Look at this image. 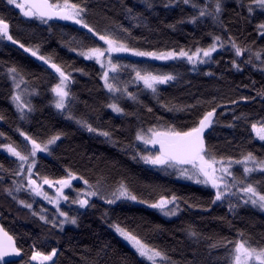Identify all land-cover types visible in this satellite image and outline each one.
Masks as SVG:
<instances>
[{
    "label": "trees",
    "instance_id": "16d2710c",
    "mask_svg": "<svg viewBox=\"0 0 264 264\" xmlns=\"http://www.w3.org/2000/svg\"><path fill=\"white\" fill-rule=\"evenodd\" d=\"M88 2L89 23L98 29H103L110 23L122 24L131 30L132 45L142 49L160 51L178 49L181 46L194 48L197 42L203 47L211 43L208 35L210 32L222 35L225 39L231 34L242 45L254 41L256 47L264 46V39L255 31V25L264 20V15L257 10L251 22L242 19V16H247V12L237 5L236 0H225L221 19L226 29L213 25L210 19L195 25L187 22L177 24L181 17L194 14L191 5L165 9L157 3L154 10H147L142 0ZM244 2L247 3V0ZM126 7L132 8L134 13H143L146 21L138 27L134 26L137 21L127 18ZM0 17L7 19L12 35L26 45L40 44L41 54L51 55L54 62L62 66L84 69L83 73H72L73 82L70 87L76 97L72 104L73 112L77 116L87 118L95 127L112 131L115 141L89 133L74 120L68 119L66 113L58 111L51 103L54 95L51 87L58 82L57 75L31 55L8 42L0 43V72L5 64H15L25 72L30 87L36 89V94L31 97L35 110L29 114L26 121L20 120L14 105L8 99L11 83L6 76H0V114L5 117L0 120V132L6 134L5 137H0V143L14 142L24 148L18 128L38 140L62 133L61 138L52 146L51 155L38 154L37 171L42 175L58 178L65 174V168H71L90 181H95L99 175L105 176L109 184L123 179L141 200H153L161 193H175L186 201L181 204V211L176 216L167 217L139 201H118L109 206L94 197L91 203L95 207L83 210L65 208L71 215L77 216V224L61 230L40 221L30 210L18 203L19 199L32 202L27 191L22 190L16 194V200L8 196L3 188L10 185L11 178L0 172V176H4L3 182L0 183L1 222L4 228L16 237L18 246L24 253L23 258L14 264L28 262L34 242L39 250L45 252L56 247V264H146V261L112 230L110 225L113 222L120 223L147 242L164 249L179 264H227L219 259L224 255V250L210 251L208 244L212 242L211 239L196 242L190 238L185 231L188 225H193L198 232L212 238L222 236L232 240L238 238V231H242L244 238L254 245L264 244L263 211L251 205H241L234 213L229 212L227 202L210 204L214 194L212 189L192 181L177 179L173 169L162 170L146 165L139 159H132L134 150L127 146L135 143L141 150L144 147L140 142L134 141L137 127L142 125L147 128L156 123L157 118H160L161 122L182 125L194 118L192 114L169 112L150 91H141L139 99L143 104L130 100L120 101L121 106L130 115H116L104 107L110 98L102 88V81L98 76L99 65L69 51L64 43L72 35L83 36L79 28L53 21L50 22L52 31L49 32L47 25L35 19L23 18L18 9L6 4V0H0ZM169 24H176V27L170 28ZM87 43L94 42L87 40ZM95 43L104 46L98 38ZM229 48L226 44L225 49H218L217 53L213 54V60L198 65L196 71H192V66L186 61H159L124 54H121L120 58L158 73H178L175 81L159 86V100L169 105H189L198 100H211L212 97H216L217 102L225 103L229 98L234 99L241 95L255 97V89L264 86V75L252 69L250 65L245 66L241 72L233 69L230 63L233 54ZM208 72L213 75H206ZM129 73L130 70H127L124 76H130ZM253 80L256 81L254 87H241L242 84H251ZM138 87L143 86L129 84V91L135 92ZM211 106L214 105L199 106L195 114L198 115ZM149 107L151 112L147 110ZM227 107L229 111L218 109V114L223 112V115H218V122L210 126L205 136L206 143L213 146L219 155L239 158L242 152L251 151L264 158V142L255 138L250 127L252 122L264 118V101L256 97L255 101L241 102L236 112L248 114L249 119L236 123L235 127L229 126L232 115L231 106ZM0 164L5 169L12 168L15 158L0 150ZM234 171L238 176L242 174L240 166H235ZM250 179L264 184V174L255 173ZM80 185L75 183L74 187L80 188ZM233 203L236 201L233 200ZM195 204L202 206L191 207ZM42 206L44 204L37 198L33 208L38 211ZM105 210L107 217L102 218Z\"/></svg>",
    "mask_w": 264,
    "mask_h": 264
},
{
    "label": "snow or ice",
    "instance_id": "6c2138e0",
    "mask_svg": "<svg viewBox=\"0 0 264 264\" xmlns=\"http://www.w3.org/2000/svg\"><path fill=\"white\" fill-rule=\"evenodd\" d=\"M147 10H154L156 4H161L165 9L173 6L191 5L194 14L181 17L177 24L191 23L200 24L206 19H210L213 25H220L226 29L221 19L225 10V0H142ZM237 5L246 9L248 22L254 18L255 13L259 10L264 15V0H236ZM8 6H14L22 14L23 18L35 19L43 25L48 26V31H52L51 23L53 21H69L73 25L79 26V31L83 36L72 35L68 41L64 42L68 50L76 53L79 57L86 60L94 61L100 67L98 73L102 88L106 90L109 96V102L104 107L110 109L113 113L130 115L120 101L130 100L136 104H143L139 99L141 91H150L157 98L163 108L169 112H186L194 116L188 122L177 125L173 122H161L157 118L156 123L145 128L142 125L135 130L134 141L140 142L144 147L141 150L135 143L128 145L134 150L132 159H139L146 165H151L162 170L173 169L177 175L203 185L213 190V196L210 204L217 202L223 204L227 202L229 212H235L236 208L241 205H251L264 211V184L260 181H252L250 178L255 173L264 174V158L256 156L253 152H242L239 158L231 155H219L213 146L206 143V130L211 125L217 123L218 109L224 108L229 111L227 105L231 106L232 122L230 127H235L236 123L247 121L248 114L240 112L237 114L236 108L241 102L255 101L259 97L264 101V86L255 89L256 96H237L229 98L226 103L217 102L216 97L211 100H198L194 104L176 105L164 103L159 100V86L175 81L178 73L173 72L158 73L148 68H141L137 64H125L114 54L128 53L135 57L154 58L159 61L184 62L192 66V71L197 70V66L207 64L213 60V54L218 49H228L233 54L231 67L237 72H241L245 66H251L264 75V46L256 47L255 42L250 44H241L231 34L225 37L215 33H208L211 43L207 46H200L197 42L193 47L169 48L166 50H146L133 46L131 43V30L122 24L110 23L103 29H98L89 23L90 14L88 0H6ZM127 18L137 21L134 26H139L146 21V17L141 12H135L132 8L126 7ZM168 27L175 28L176 24H169ZM257 35L264 39V20L255 25ZM103 42L104 46L95 43L97 40ZM87 40H92L93 44H88ZM18 46L25 53L36 58L50 70H54L58 82L51 87L54 94L51 103L61 113H66L67 118L74 120L77 125L86 129L89 133H95L103 136L105 139L113 140V132L95 127L89 120L83 116H77L73 112L72 104L75 101V94L71 91L73 82V72H84L83 68L71 66H62L54 62L51 55L41 54V45H26L20 39L15 38L11 31L7 19L0 17V43H8ZM245 57H247L245 59ZM219 63V61H216ZM131 70L130 79H121V74L126 70ZM206 75H213L208 72ZM0 76H6L11 83V94L8 99L14 105L19 119L26 121L29 114L35 109L31 102L32 95L36 92L35 88L30 87L25 72L15 64L3 65V71ZM137 91H129V84L140 85ZM256 81L251 84H242L241 87L247 89L254 87ZM214 105L200 114H195L196 109L202 105ZM149 112L152 109H147ZM134 115V113H131ZM4 115L0 114V120H4ZM251 132L255 138L264 142V118L251 123ZM19 135L23 138L25 147L21 148L14 142L0 143V150L6 151L11 157L15 158L14 167L5 169L0 164V172H4L11 178L10 185L3 188V191L14 200L17 199L18 193L22 190L27 191L32 202L19 199L18 203L28 210L31 214L47 225L53 228L63 229L65 224H77V216L70 215L64 211L61 202H67L72 205H78L79 208L95 207L91 203L92 198H98L105 202L106 205H114L118 201H139L150 207L159 210L165 216H175L181 211V204L186 203L183 198L172 194H158L153 200L143 199L130 188L123 180L114 184H109L107 178L99 175L95 181L86 179L83 175L73 171L71 168H65V174L58 178H50L48 175H42L38 168L37 157L39 153L51 155L52 146L61 138L62 133H57L45 140H38L29 135L22 129H17ZM5 133L0 132V137H5ZM10 140V138H9ZM151 146V148H149ZM235 166L242 168V174L237 175L234 171ZM4 176H0V183ZM79 180L83 182L84 187L73 188V182ZM48 189H54L51 194ZM73 190L75 195L69 197L65 190ZM155 191V189H154ZM37 198H42L49 205L54 206V214L49 216L47 210L43 207L35 210L33 204ZM233 200L236 203H233ZM200 204L191 205V207H201ZM107 217L105 210L104 217ZM112 227L131 247L135 253L146 261V264H179L174 261L168 252L164 249L149 243L146 239L136 234L133 230L122 226L120 223L113 222ZM187 235L199 242L201 239L212 242L208 248L223 249L224 255L219 259L224 260L227 264H264V244H253L249 239L244 238L243 232L238 231L236 239H228L222 236L215 238L205 236L198 232L193 225L185 228ZM23 249L18 246L17 239L10 234L3 225H0V264H14L16 258L22 255ZM58 249L52 247L50 251H42L36 247V242L31 245V254L28 257L27 264H56L54 257L57 256Z\"/></svg>",
    "mask_w": 264,
    "mask_h": 264
},
{
    "label": "rangeland",
    "instance_id": "374dc122",
    "mask_svg": "<svg viewBox=\"0 0 264 264\" xmlns=\"http://www.w3.org/2000/svg\"><path fill=\"white\" fill-rule=\"evenodd\" d=\"M114 55H117L119 58H120V55L121 54H114ZM121 59V58H120ZM121 61L123 62V63H125V64H131V62H129V61H127V60H124V59H121ZM130 70V69H129ZM131 71V70H130ZM127 73V70L125 71V72H123L122 74H121V79H123V80H128V79H130L131 77L130 76H128V75H125L124 76V74H126ZM142 84V83H141ZM129 87V86H128ZM129 90H130V88H129ZM36 94V92L33 94V95H35ZM116 114V113H115ZM116 115H121V114H116ZM175 177L177 178V179H180V180H185V181H191V180H187V179H184V178H182V177H180V176H178L177 175V173H175ZM193 182V181H192ZM75 183H80L81 185V187L80 188H82V187H84V185H83V182L82 181H79V180H76V181H74L73 182V188L74 189H76L75 187H74V184ZM45 188L47 189V190H49L50 191V193L51 194H54V189H48V186H45ZM65 193H66V195H68L69 197H73L74 195H75V193H74V191L73 190H70V189H66L65 190ZM69 193H71L70 195H69ZM41 201H42V203L44 204V206H42L44 209H46L47 210V213H48V215L49 216H51V215H53L54 214V211H55V209H54V206L53 205H49L46 201H43L42 200V198H39ZM93 199V198H92ZM61 207H62V209L64 210V211H67L65 208H70V209H77V210H83V209H85V208H83V209H81V208H79V206L78 205H72V204H70V203H67V202H61ZM258 209V208H257ZM159 211V210H158ZM160 212V211H159ZM264 212V211H263ZM69 214H70V212H69ZM163 214V213H162ZM71 215V214H70ZM176 216V215H175ZM167 217H169V216H167ZM171 217H173V216H171ZM70 225H73V224H65L64 226H63V228L64 227H66V226H70ZM112 228V227H111ZM112 230L115 232V230L112 228ZM118 234V233H117ZM119 235V234H118ZM122 238V237H121ZM123 239V238H122ZM124 240V239H123ZM125 241V240H124ZM128 245H130L127 241H125ZM131 246V245H130ZM50 262H48V264H49ZM21 264H27V263H25V262H22ZM33 264H38V262H33Z\"/></svg>",
    "mask_w": 264,
    "mask_h": 264
},
{
    "label": "water",
    "instance_id": "95a60500",
    "mask_svg": "<svg viewBox=\"0 0 264 264\" xmlns=\"http://www.w3.org/2000/svg\"><path fill=\"white\" fill-rule=\"evenodd\" d=\"M55 22H60V23H65V24H70V25H72V26H75V27H77V28H79V26H76V25H73V23L72 22H69V21H55ZM16 46V45H15ZM18 47V46H17ZM28 54V53H27ZM122 54H124V55H126V56H133V55H131V54H128V53H122ZM30 55V54H29ZM34 58V57H33ZM36 59V58H35ZM37 60V59H36ZM39 61V60H38ZM40 62V61H39ZM42 63V62H41ZM43 64V63H42ZM46 66V65H45ZM48 67V66H47ZM52 71H54V70H52ZM210 129V128H209ZM209 129H207L206 130V134H207V132H208V130ZM0 225H3L2 224V222H1V214H0ZM4 227V226H3ZM8 231V230H7ZM10 233V232H9ZM11 234V233H10ZM23 255H24V253L22 252V255L19 257V258H16L15 259V261L14 262H17V261H20L22 258H23Z\"/></svg>",
    "mask_w": 264,
    "mask_h": 264
}]
</instances>
